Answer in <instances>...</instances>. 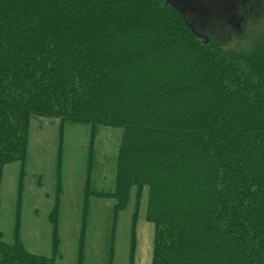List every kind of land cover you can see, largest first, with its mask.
Masks as SVG:
<instances>
[{"label":"trees","instance_id":"trees-1","mask_svg":"<svg viewBox=\"0 0 264 264\" xmlns=\"http://www.w3.org/2000/svg\"><path fill=\"white\" fill-rule=\"evenodd\" d=\"M33 119L121 131L113 190L85 184L81 236L88 197L115 219L133 198V228L147 189L151 264H264V40L206 43L166 0H0V210ZM55 202L54 256L0 233V264H55Z\"/></svg>","mask_w":264,"mask_h":264},{"label":"rangeland","instance_id":"rangeland-1","mask_svg":"<svg viewBox=\"0 0 264 264\" xmlns=\"http://www.w3.org/2000/svg\"><path fill=\"white\" fill-rule=\"evenodd\" d=\"M169 1L196 34L224 50L248 53L264 40V0ZM120 136L121 131L112 127L92 130L90 125L31 120L24 164L12 163L3 170L2 240L19 242L32 255L52 258L53 226L49 217L57 200L55 264H151L154 227L145 220L147 189L133 228V198L115 219L112 200L88 197V224L81 239L85 184L89 180L90 190L96 192L113 190ZM90 143L93 163L88 177ZM133 234L135 250L130 263Z\"/></svg>","mask_w":264,"mask_h":264},{"label":"water","instance_id":"water-1","mask_svg":"<svg viewBox=\"0 0 264 264\" xmlns=\"http://www.w3.org/2000/svg\"><path fill=\"white\" fill-rule=\"evenodd\" d=\"M167 2H169V3H171L169 0H166ZM173 5V4H172ZM203 39H204V41L207 43L208 42V40H207V38H205V37H202Z\"/></svg>","mask_w":264,"mask_h":264},{"label":"bare ground","instance_id":"bare-ground-1","mask_svg":"<svg viewBox=\"0 0 264 264\" xmlns=\"http://www.w3.org/2000/svg\"><path fill=\"white\" fill-rule=\"evenodd\" d=\"M209 42V41H208Z\"/></svg>","mask_w":264,"mask_h":264}]
</instances>
